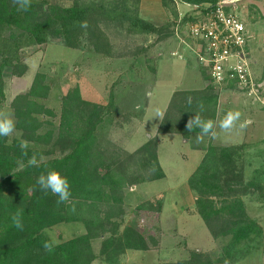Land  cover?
<instances>
[{
	"label": "trees",
	"instance_id": "1",
	"mask_svg": "<svg viewBox=\"0 0 264 264\" xmlns=\"http://www.w3.org/2000/svg\"><path fill=\"white\" fill-rule=\"evenodd\" d=\"M220 1L161 0L173 21L156 26L141 16V0H76L70 7L50 4L48 0H31L27 11L18 10L19 5L13 0H0V104L5 100L4 72L22 66L26 49L55 40L78 50L86 41L96 54L112 58L113 48L103 25L119 26L129 35L156 36L161 42L174 37L178 4L205 14ZM192 19L193 14L187 15V20ZM84 21L87 27H80ZM50 92L45 75L37 74L31 89L13 103L15 130L20 137H0V264H94L99 258L107 264H120L119 255L127 251L147 252L151 245L158 247L160 240L152 238L149 242L137 229L126 227L120 231L126 216L125 192L165 179L159 161L158 136L180 135L189 141L192 131L187 130L186 123L199 111V103L204 109L200 112L202 119L215 120L219 101L215 88L208 85L200 91L175 93L157 136L134 154L103 149L99 130L110 111L103 105L85 101L78 88L64 97L59 127L55 129L48 119H56L57 115L41 103L49 98ZM21 141L28 142L29 157L32 153L38 158L51 155L53 144L62 145L64 156L30 167L28 157L21 155ZM245 150L246 145L223 146L210 140L203 160L188 181L197 195V213L214 240H227L222 254L215 259L192 252L188 260L174 264H227L242 256L249 243L263 237L262 227L250 218L240 195L260 190L264 173L256 171L253 180L236 190V186L244 184ZM49 170H56L68 179L71 191L68 204L58 205V197L50 192L45 194L36 184L38 176ZM73 203L75 211L70 210ZM163 206L164 197L159 196L138 209L160 216ZM17 210L22 212V230L12 223ZM71 223L84 225L85 234L58 243L51 253L47 252L43 243L52 240L47 232ZM95 240H102L100 256L94 251Z\"/></svg>",
	"mask_w": 264,
	"mask_h": 264
},
{
	"label": "rangeland",
	"instance_id": "2",
	"mask_svg": "<svg viewBox=\"0 0 264 264\" xmlns=\"http://www.w3.org/2000/svg\"><path fill=\"white\" fill-rule=\"evenodd\" d=\"M50 4L70 7L76 0H48ZM84 2L98 0H81ZM238 2L252 37L250 42L253 77L261 87L254 94L229 87H214L219 95L214 130L216 138L204 136L201 142L186 141L180 135H159V161L165 179L134 186L125 192V219L120 231L126 227L137 229L150 242L160 240L158 247L151 245L147 252L127 251L119 255L120 264H174L188 260L192 252L219 258L227 240H214L196 209L197 195L191 191L188 181L203 160L210 140L225 145H246L243 153L242 186L254 179L255 172L264 173V0H231ZM178 13L190 15L192 8L178 4ZM141 16L162 26L172 22L161 0H141ZM113 48L112 58L96 54L85 41L78 50L67 48L63 43L50 40L47 45L24 50L22 66L4 72L5 100L0 110L8 112L15 120L13 103L26 94L37 74H44L51 85L50 96L42 101L52 110L59 127L63 99L71 90L78 88L81 97L92 104L107 107L99 130L103 149L134 154L149 139L157 136L158 128L175 93L200 91L209 83L207 70L194 53V43L181 44L174 37L158 41L156 36L129 35L116 25H103ZM176 54V55H175ZM23 67V68H22ZM19 73H24L22 76ZM151 93V95H147ZM1 101V100H0ZM161 113L156 115V110ZM228 111H239L238 123L251 120L243 129L237 127L230 133L219 128V121ZM200 130V129H199ZM196 137L200 131L194 130ZM12 138H19L16 130ZM53 144V142H52ZM62 145H52L51 155L42 161L64 156ZM264 179L260 190H249L240 195L250 218L256 220L264 232ZM163 196L164 206L160 216L138 209L146 201ZM217 200V199H216ZM81 223L63 224L47 232L56 244L85 234ZM95 253L100 256L102 240L93 242ZM237 260L227 264H264V235L247 245ZM246 247V248H247ZM245 248V249H246ZM245 255V256H244ZM238 257H241L238 259ZM94 264H107L101 258Z\"/></svg>",
	"mask_w": 264,
	"mask_h": 264
},
{
	"label": "built area",
	"instance_id": "3",
	"mask_svg": "<svg viewBox=\"0 0 264 264\" xmlns=\"http://www.w3.org/2000/svg\"><path fill=\"white\" fill-rule=\"evenodd\" d=\"M239 9L238 2L221 0L205 14L193 9L192 20L179 14L173 33L178 42L189 48L188 42L194 43L196 48L191 49L207 70L211 86H234L251 95L263 83L253 77L252 37Z\"/></svg>",
	"mask_w": 264,
	"mask_h": 264
},
{
	"label": "clouds",
	"instance_id": "4",
	"mask_svg": "<svg viewBox=\"0 0 264 264\" xmlns=\"http://www.w3.org/2000/svg\"><path fill=\"white\" fill-rule=\"evenodd\" d=\"M14 3L19 5L18 10L27 11L31 6V0H13ZM80 27H87V22H80ZM151 95V93H147ZM189 105L192 104V99H188ZM199 111L194 112L195 115L188 119L186 123V128L188 131H192L194 128L200 129V135L197 136V142H201L204 136H210L211 138H216L217 132L214 130L215 122L211 119H202L200 112H202L203 104H198ZM156 115L160 116L159 110H156ZM241 113L239 111H228L224 117L219 121V128L226 133H230L237 127L243 129L247 125L251 124V120H245L243 123H238L241 118ZM16 129V121L13 119L12 115L8 112L0 110V137H8L13 134ZM21 155L28 157L27 165L30 167H39L42 162V157L38 158L36 153H32L29 157L28 154V142L21 141L19 144ZM36 184L39 189L45 194L51 193L52 195L58 197L56 203L68 204L71 198L70 183L68 179L62 176L56 170H49L47 172L41 173ZM71 211H75L74 203L70 206ZM12 223L17 229H23L22 212L17 210V212L12 216ZM56 245L55 240H46L43 243L44 249L51 253Z\"/></svg>",
	"mask_w": 264,
	"mask_h": 264
},
{
	"label": "crops",
	"instance_id": "5",
	"mask_svg": "<svg viewBox=\"0 0 264 264\" xmlns=\"http://www.w3.org/2000/svg\"><path fill=\"white\" fill-rule=\"evenodd\" d=\"M195 129H197L198 131H200L199 128H194V129L192 130L191 138H190L189 141H193V140H194V137L197 138L196 135H194V134H197V132L194 133V130H195ZM189 141H188V142H189ZM206 150H207V148H206L205 150H203L204 155H205Z\"/></svg>",
	"mask_w": 264,
	"mask_h": 264
}]
</instances>
